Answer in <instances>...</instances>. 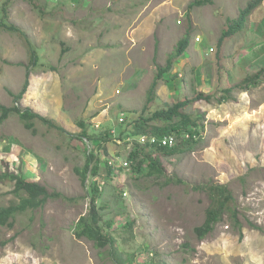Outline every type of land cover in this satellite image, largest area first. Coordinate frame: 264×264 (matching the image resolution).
Returning <instances> with one entry per match:
<instances>
[{
	"label": "rangeland",
	"instance_id": "obj_1",
	"mask_svg": "<svg viewBox=\"0 0 264 264\" xmlns=\"http://www.w3.org/2000/svg\"><path fill=\"white\" fill-rule=\"evenodd\" d=\"M192 1L0 0V17L26 33L0 31V103L14 105L10 92L21 91L30 71L19 106L64 130L38 121L36 130L27 128L16 113L0 123V174L20 172L60 194L16 215L13 227L0 225V264H116L109 246L73 233L90 204L76 169L91 151L99 175H90L87 187L98 182L100 225L126 264H264V74L248 89L236 87L264 67V1L246 29L222 41L254 0L189 8ZM187 34L188 48L144 109L158 65ZM31 47L38 62L28 69ZM228 88L231 97L222 100ZM200 92L212 98L182 109L201 126L193 150L156 154L164 176L136 173L127 156L139 141L132 134L139 119ZM81 122L100 138L81 139ZM156 124L162 122L145 128ZM168 177L174 181L167 184ZM201 184L233 194L203 239L195 227L212 202L195 188ZM13 189L0 181V206L19 201Z\"/></svg>",
	"mask_w": 264,
	"mask_h": 264
},
{
	"label": "trees",
	"instance_id": "obj_2",
	"mask_svg": "<svg viewBox=\"0 0 264 264\" xmlns=\"http://www.w3.org/2000/svg\"><path fill=\"white\" fill-rule=\"evenodd\" d=\"M263 1L264 0L251 1L245 8L240 9L239 18L234 20V25L236 26L234 27L233 25L228 31H224L221 41L230 34L239 32L241 29H246V26L250 22L249 17L253 13V10L257 8ZM212 2L213 0H194L189 4V8L194 6H203ZM4 29L20 33L23 36L26 35L25 32L21 31L15 26L8 25L7 21L3 19V17H0V31ZM189 44L190 37L189 34H187L183 39L180 40L176 52L168 58L166 65H158V73L155 79L152 81L153 83L148 91L147 101L144 109H147L148 104L153 100L154 92L158 85V80H161L164 77V74L172 71L175 62L183 55ZM37 62L38 55L35 48L31 47V59L28 69L36 66ZM263 74L264 67L258 70L255 74L243 78V80L236 87L240 89H248L250 86L254 85ZM29 76L30 71L28 72L27 79L25 80L24 85H22L23 87L20 92L15 94L10 92L14 101V105L12 107L0 103V123L8 119L12 113H16L27 128L34 129L38 121L46 126L55 127L61 131H64L62 127L55 125L51 119L33 111L31 108H21L19 106L20 101L23 99L28 90V85L30 84ZM231 92V88L226 89V95H223L221 99H230ZM211 98L212 95H205L204 93L200 92L192 99L178 101L175 104L169 106L167 109L157 110L153 112L152 115L139 119V133H132L133 135L146 134L149 136H157L159 138H162L166 135H174L177 139V144L173 147H168L156 144L151 145L149 143L142 144L138 141L127 156L130 160H132V162L136 163L133 166L135 172L146 176H164L163 165L156 154L170 156L181 154L185 151H192L193 147L199 142V139L201 138V126L198 124V121L195 118L184 113L182 109L192 102L202 99L210 100ZM176 117H180V119L176 121ZM149 122H162V124H156L155 126L152 125V129H146L145 126ZM80 124L83 127L81 139H87L92 142L94 138H100V136L97 137L90 135L83 122ZM97 160H99L97 153L91 151V153L88 154V160L85 166L82 169H76L78 174L81 176L82 183L87 188V196L89 198L90 204L88 212L82 215L75 223L73 233L79 239L86 238L93 241L98 248L109 246L111 248L112 255H116V264H126L122 256L119 255V252L121 251L120 247L115 245L116 242L114 241L112 235H110L111 233L107 232L100 225L102 215L99 211L97 201L100 197L101 190L98 182L94 180L91 182L89 187H87V180L89 176L92 175L93 178H96L99 175V166L96 164ZM146 167H148V169L145 171ZM109 170H111V168H109ZM5 180H9L14 183V189L12 190V193L19 197V201L12 202L7 206H0L1 226L13 227V221H15L16 215L28 210L38 209L45 205L49 198L60 195L57 193H50L44 185L37 181L26 179V177L20 172L14 173L11 171H5L1 173L0 181L2 182ZM167 180V184L174 181L171 177H168ZM195 188L206 190L209 193L212 202L206 211L205 221L201 225L195 227L197 236L200 239H203L214 230L215 225L222 219V214L229 209V204L233 200V194L231 190H229L225 185L219 184H201L199 186L197 185ZM22 193H25L26 195H22Z\"/></svg>",
	"mask_w": 264,
	"mask_h": 264
},
{
	"label": "built area",
	"instance_id": "obj_3",
	"mask_svg": "<svg viewBox=\"0 0 264 264\" xmlns=\"http://www.w3.org/2000/svg\"><path fill=\"white\" fill-rule=\"evenodd\" d=\"M121 120H124L121 118ZM188 136V135H187ZM139 142L142 144H151V145H162V146H168V147H173L177 144V139L174 135H166L162 138H159L157 136H149L146 134L140 135L139 136ZM126 166L129 165L128 162L125 163Z\"/></svg>",
	"mask_w": 264,
	"mask_h": 264
},
{
	"label": "crops",
	"instance_id": "obj_4",
	"mask_svg": "<svg viewBox=\"0 0 264 264\" xmlns=\"http://www.w3.org/2000/svg\"><path fill=\"white\" fill-rule=\"evenodd\" d=\"M254 12H255V11H254ZM254 12H253V13H254Z\"/></svg>",
	"mask_w": 264,
	"mask_h": 264
}]
</instances>
